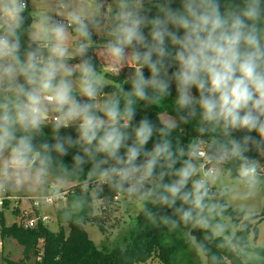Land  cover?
I'll return each mask as SVG.
<instances>
[{
  "label": "clouds",
  "instance_id": "9594fccd",
  "mask_svg": "<svg viewBox=\"0 0 264 264\" xmlns=\"http://www.w3.org/2000/svg\"><path fill=\"white\" fill-rule=\"evenodd\" d=\"M28 8L0 0V191L43 185L71 156L148 216L167 209L164 225L223 234L222 165L236 164L249 195L261 183L264 0H56L60 19L45 10L26 29ZM94 51L117 76L132 69L121 95L104 92ZM169 99L155 119L140 107ZM193 122L195 136H173Z\"/></svg>",
  "mask_w": 264,
  "mask_h": 264
},
{
  "label": "trees",
  "instance_id": "16d2710c",
  "mask_svg": "<svg viewBox=\"0 0 264 264\" xmlns=\"http://www.w3.org/2000/svg\"><path fill=\"white\" fill-rule=\"evenodd\" d=\"M29 13L28 9L25 13L28 17L25 22L26 29L32 24ZM24 39L27 41V35ZM94 39L98 46H102L105 40L103 31L101 35L94 33ZM91 54L97 70L101 69L95 53ZM106 79L109 84L105 86L104 92L121 95L120 88L129 87L125 77L108 74ZM171 105L170 99L164 101L160 108L146 106L144 102H140L141 108L148 107L152 119H155L157 112L171 113ZM48 131L45 129V132ZM195 135L194 122L191 125H182L180 130L173 133L174 137H179L181 140ZM148 147H151V142ZM64 159L66 166H61V158L56 157L50 170V177L56 184L64 181L72 185L70 191L67 192L65 207L56 213L58 232H52L41 224L35 229H26L24 226L17 225L6 227L3 221L4 213L0 211L1 240H14L23 248V260L14 263L5 259L6 264H146L152 260H158L160 264H191V260L187 257L189 251L186 239L189 237L194 240L207 264H244L240 252L250 249V238L252 234L256 237L257 226L264 218V188L263 211L258 216L250 215L241 209L226 208L224 200L227 195L223 194L220 202L224 206L222 215L230 219L232 226L237 229L235 235L229 238L216 237L210 229L198 227L191 229L188 234L190 225L185 226L182 223L176 228L164 225L160 217L168 210L161 209L158 205H149L148 209L151 210L153 216H148L146 210L143 209L137 218V226L125 234L122 241L117 245L98 248L89 239L84 226L88 224L95 226L105 235L103 216L107 210L117 204L114 198L117 195L124 199L129 197L117 193L106 185L101 189L94 180L88 181L89 165H85V171L81 172L73 166L71 156ZM263 161L264 158H260V163ZM222 167L233 180L237 179L235 163H226ZM8 205L6 203L4 207ZM96 205H99L101 215L94 212Z\"/></svg>",
  "mask_w": 264,
  "mask_h": 264
},
{
  "label": "rangeland",
  "instance_id": "374dc122",
  "mask_svg": "<svg viewBox=\"0 0 264 264\" xmlns=\"http://www.w3.org/2000/svg\"><path fill=\"white\" fill-rule=\"evenodd\" d=\"M30 15L32 23L37 20L39 14L42 11L47 10L48 14L55 19H60L61 17L56 16L54 10L56 0H29ZM114 0H107V4L112 5ZM101 35V32L98 33ZM101 46L97 45V50ZM96 57L98 51H94ZM101 64V69L98 71H103L106 75H115L110 68H106L104 65L103 58H97ZM132 69L125 68L119 76L125 77L126 73H130ZM105 75V86L109 84ZM223 172L221 179L212 186V192L214 195V202L220 204L221 198L225 193L226 199L224 200V205L226 208L230 209H241L253 216L261 215L263 211V188H264V161L260 163V179L261 183L255 192L251 195L248 194V190L243 184L238 182L237 179L233 180L231 176L222 167ZM72 185L66 182L55 183V181L50 177L47 178L46 183L40 186H29L24 185L22 187L8 186L7 189L11 197L15 199L19 198H42L49 197L55 194H64L70 191ZM1 193V191H0ZM1 195V194H0ZM63 196V195H62ZM66 204V196L61 197L55 206H45L38 209V212L32 210L30 204L26 201L15 202L12 201L7 207L0 208V211L4 213V225L6 227H12L13 225L24 226L27 222L35 220L36 214L40 216H47L50 220L46 224L52 232H58V223L56 218L57 211L63 209ZM143 211V208L139 201L134 198H120L116 205L112 206L107 210L106 214L103 216V226L106 229V234L103 235L100 230L91 225H85L84 229L89 236V239L98 247L103 246H113L117 245L122 241L125 234L135 229L137 226V218ZM27 212L28 218L24 217V213ZM94 212L101 215L102 212L99 210V205H96ZM221 223L225 226V231L223 234L216 237L229 238L235 235L237 229L231 224L230 219L224 217L223 215H217L212 221V224ZM194 227L192 225L188 228V234ZM67 232V228H65ZM211 230V229H210ZM212 231V230H211ZM213 233V231H212ZM214 234V233H213ZM182 237V236H181ZM184 238V237H183ZM187 238V235H186ZM188 254L187 257L191 260V264H207L205 257L202 255L200 249L195 244L192 238H187ZM250 249L246 251H241L240 256L244 264H264V218L261 223L257 226V235L255 237L252 234L249 241ZM3 246V247H2ZM185 254V253H183ZM185 257V255H182ZM5 259H9L14 263H19L23 260V248L14 240L2 241L0 237V264H6ZM185 262V260H184ZM146 264H160L158 260L149 261Z\"/></svg>",
  "mask_w": 264,
  "mask_h": 264
},
{
  "label": "built area",
  "instance_id": "2783aa9c",
  "mask_svg": "<svg viewBox=\"0 0 264 264\" xmlns=\"http://www.w3.org/2000/svg\"><path fill=\"white\" fill-rule=\"evenodd\" d=\"M0 208H3L5 206L6 203L10 204V202L15 201V202H22V201H26L30 204L31 208L33 211L38 212V209L45 207V206H50L53 207L55 206V202H57L59 199H61V197L64 198V196H67V193L64 194H55L49 197H42V198H19V199H15L13 197L10 196L8 189L6 188V190L1 191L0 193ZM121 198L120 195H117L114 198L115 202H118L119 199ZM36 219L27 222L24 227L26 229H35L36 227H38L39 224L46 226V224L49 222V218L47 216H40L38 213L36 214ZM24 217L28 218L29 215L27 214V212L24 213Z\"/></svg>",
  "mask_w": 264,
  "mask_h": 264
},
{
  "label": "crops",
  "instance_id": "0c3cea01",
  "mask_svg": "<svg viewBox=\"0 0 264 264\" xmlns=\"http://www.w3.org/2000/svg\"><path fill=\"white\" fill-rule=\"evenodd\" d=\"M30 3V2H29ZM28 9H30V5H29V8ZM3 247V246H2Z\"/></svg>",
  "mask_w": 264,
  "mask_h": 264
}]
</instances>
